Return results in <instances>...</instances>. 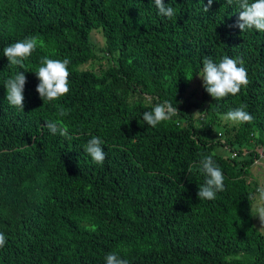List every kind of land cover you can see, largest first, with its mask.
<instances>
[{
	"label": "trees",
	"instance_id": "obj_1",
	"mask_svg": "<svg viewBox=\"0 0 264 264\" xmlns=\"http://www.w3.org/2000/svg\"><path fill=\"white\" fill-rule=\"evenodd\" d=\"M207 2L164 0L168 19L154 0H0V264H106L113 252L128 264H264L246 179L264 145V32L237 27L235 0L205 13ZM29 36L38 46L24 68L9 66L3 49ZM46 56L71 61L70 91L44 103L35 71ZM224 56L243 58L249 84L215 100L199 73L204 58ZM20 71L24 110L4 86ZM196 79L201 98L187 102ZM164 101L176 115L149 127L142 114ZM241 105L253 121L229 126L222 118ZM48 120L72 139L51 134ZM93 136L102 165L84 151ZM206 155L224 175L214 200L198 199L204 176L188 172Z\"/></svg>",
	"mask_w": 264,
	"mask_h": 264
},
{
	"label": "clouds",
	"instance_id": "obj_2",
	"mask_svg": "<svg viewBox=\"0 0 264 264\" xmlns=\"http://www.w3.org/2000/svg\"><path fill=\"white\" fill-rule=\"evenodd\" d=\"M238 5V22L237 27L245 32L255 29L264 32V0H235ZM158 9V14L168 19L173 18L175 11L173 7L166 6L164 0H154ZM213 0H208L207 5H204L203 11L207 13L211 8ZM226 4L231 6L233 0H226ZM38 46V38L29 36L23 40L11 43L3 49V55L7 57L9 66H19L24 68V61L31 56L32 52ZM68 58L63 60L50 59L47 56L42 58L41 65L35 74L39 79V84L36 91L40 98L45 102L58 100L66 95L69 91V70L70 64ZM244 60L242 57L230 58L224 56L219 62H214L211 58H204L203 67L199 73L203 81V87L215 100H220L228 95H237L242 87H247L249 79L247 70L243 66ZM27 71V70H26ZM188 80L190 73L185 75ZM27 82V77L24 72L20 71L4 82L7 90L6 100L9 105L20 110H24V91ZM246 105L230 110L227 112L225 119L234 124L251 123L253 116L247 112ZM177 113V108L173 107L168 101L156 103L150 111H145L142 114V119L149 127H156L160 123L171 119ZM69 112L63 107L58 108L60 117L68 115ZM49 132L53 135L59 134L67 140H71L69 130L66 125L60 120H48L44 124ZM103 141L96 136H93L84 145V151L89 155L95 164L102 165L106 159V153L102 147ZM260 153V152H259ZM198 170L204 176V183L199 185L197 193L199 200H214L218 192L224 190V175L221 168L215 163L212 155L203 156L195 165H189L188 172ZM259 198L264 200V186L257 188ZM249 200H255V195H250ZM257 217H259L262 227H264V208L258 209ZM6 235L0 232V248L6 245ZM106 264H128L126 259H122L117 253H109L105 257Z\"/></svg>",
	"mask_w": 264,
	"mask_h": 264
},
{
	"label": "rangeland",
	"instance_id": "obj_3",
	"mask_svg": "<svg viewBox=\"0 0 264 264\" xmlns=\"http://www.w3.org/2000/svg\"><path fill=\"white\" fill-rule=\"evenodd\" d=\"M92 39L94 41V43L98 46L101 47L103 46L104 40H103V36L101 35V33L99 32H93L92 33ZM195 81V82H194ZM193 81V85L191 86V88H189L188 90V94H187V102H193V101H197L200 100L201 96H200V80L196 79ZM190 110H192L193 115H195V117L199 120L198 124L201 125L199 122H201V115L203 113L202 110L198 109L197 107H193ZM224 119V122H228L229 126L232 124H234L231 121H228L225 119V116L222 118ZM217 125V123L215 124ZM214 125V131H213V136L212 137H217L216 132L218 130V126ZM221 127H223V124L221 125ZM228 127V126H226ZM225 129L224 128L222 130H220L223 134L220 137H224L225 133ZM223 147V148H221ZM218 150H220V152L224 155L228 154L230 152V150L226 147V146H218L217 147ZM254 149H256L259 152H261L263 154V156H259L258 158L255 160L254 164L251 166V169L248 171V173L246 174V179L247 181L250 183V188H253V195L256 196L255 200H252V215H253V221H254V226L255 229L263 232L264 233V227H262L259 217H257V212L258 209L260 208H264V200H261L259 198V194L257 193V188L264 186V145L263 146H255ZM245 150V149H244ZM245 152L244 154H242L241 156L245 157L248 155V153Z\"/></svg>",
	"mask_w": 264,
	"mask_h": 264
},
{
	"label": "built area",
	"instance_id": "obj_4",
	"mask_svg": "<svg viewBox=\"0 0 264 264\" xmlns=\"http://www.w3.org/2000/svg\"><path fill=\"white\" fill-rule=\"evenodd\" d=\"M230 156H231V157H234V156H235V153L232 152ZM260 156H263V154H262L261 152H260ZM255 160H256V159H255Z\"/></svg>",
	"mask_w": 264,
	"mask_h": 264
}]
</instances>
